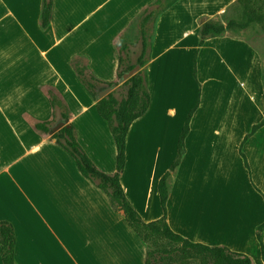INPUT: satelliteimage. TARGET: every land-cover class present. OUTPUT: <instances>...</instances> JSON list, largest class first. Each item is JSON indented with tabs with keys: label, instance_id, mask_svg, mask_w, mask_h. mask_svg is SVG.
<instances>
[{
	"label": "crops",
	"instance_id": "crops-1",
	"mask_svg": "<svg viewBox=\"0 0 264 264\" xmlns=\"http://www.w3.org/2000/svg\"><path fill=\"white\" fill-rule=\"evenodd\" d=\"M152 2L54 0L51 25L42 30V0H0V221L15 227L16 264H144L145 245L124 216L32 122L51 119L45 89L56 88L86 153L114 174L110 127L71 59L85 56L98 79L117 82L115 38ZM234 3L180 0L160 17L148 65L151 105L129 129L120 182L145 222L163 216L159 182L200 99L168 223L192 242L264 264L256 237L264 223V126L243 145L251 177L240 155L245 136L264 120L263 61L243 39L223 36L199 46L201 23Z\"/></svg>",
	"mask_w": 264,
	"mask_h": 264
},
{
	"label": "trees",
	"instance_id": "trees-1",
	"mask_svg": "<svg viewBox=\"0 0 264 264\" xmlns=\"http://www.w3.org/2000/svg\"><path fill=\"white\" fill-rule=\"evenodd\" d=\"M179 1L153 0L151 4L142 9L127 29L115 38V45L119 54L117 82L110 83L98 79L91 72L87 57L74 56L71 59V67L80 84L96 102L99 115L110 127L117 150L116 172L114 174H107L100 170L86 153L78 139L76 128L71 123L72 114L68 104L56 88L47 87L45 89L52 107L51 119L33 121L32 126L38 133L49 136L58 146L68 152L75 160L81 175L101 190L109 199L113 209L124 216L130 228L145 245L144 264H254L251 257L233 252L227 247L207 246L192 242L174 232L168 223V201L187 152L186 140L190 134L192 118L199 107L200 99L186 119L178 142L177 156L168 172L159 182L158 191L163 216L156 221L145 222L126 197L120 182L126 166L129 129L134 121L146 114L151 105L148 65L152 60L157 25L160 17ZM244 1L249 3L245 6L247 11L256 12L258 10L257 6H254L255 1L254 4L252 0ZM53 7L54 0H42L40 16L42 30H47L51 25ZM229 10L215 18L205 19L201 23L200 47L210 39L223 36L241 39L235 36L233 32L237 23L226 20V14ZM134 27L138 29V38L130 43L126 40L127 34ZM136 66H140L138 73L127 81L121 82L124 74ZM194 76H197L196 70ZM262 80L264 85V65ZM108 88H112V91L100 99V92ZM263 126L264 120L254 125L240 146V155L250 177L251 170L243 152V145ZM256 189L260 192L258 188ZM263 232L264 223L259 225L256 230V237L260 244L264 262ZM16 245L17 236L14 225L8 220L0 221V247L3 264H16Z\"/></svg>",
	"mask_w": 264,
	"mask_h": 264
},
{
	"label": "rangeland",
	"instance_id": "rangeland-1",
	"mask_svg": "<svg viewBox=\"0 0 264 264\" xmlns=\"http://www.w3.org/2000/svg\"><path fill=\"white\" fill-rule=\"evenodd\" d=\"M258 10L247 11L244 0H235V3L226 14V20L237 23L234 28L235 36L246 40L254 50L260 55L264 65V0H252ZM138 38V29L134 27L127 34V41L132 43ZM122 82V80H121ZM218 231V229H217ZM219 233V231L217 232Z\"/></svg>",
	"mask_w": 264,
	"mask_h": 264
},
{
	"label": "water",
	"instance_id": "water-1",
	"mask_svg": "<svg viewBox=\"0 0 264 264\" xmlns=\"http://www.w3.org/2000/svg\"><path fill=\"white\" fill-rule=\"evenodd\" d=\"M140 70V66H136L133 70H131L130 72L124 74L123 78H122V82L127 81L128 79H130L131 77H133L135 74L138 73V71ZM112 91V88H108L106 90H103L102 92H100L99 94V98L102 99L103 97H105L107 94H109Z\"/></svg>",
	"mask_w": 264,
	"mask_h": 264
}]
</instances>
